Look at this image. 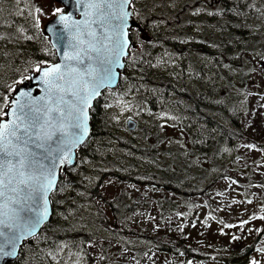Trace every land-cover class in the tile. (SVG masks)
Listing matches in <instances>:
<instances>
[{
	"label": "rangeland",
	"instance_id": "rangeland-1",
	"mask_svg": "<svg viewBox=\"0 0 264 264\" xmlns=\"http://www.w3.org/2000/svg\"><path fill=\"white\" fill-rule=\"evenodd\" d=\"M146 1L149 5H146ZM181 1L183 0H138V5L146 8L145 11H140V21L146 26L141 35L134 33L138 40L136 42L140 44L133 45L129 57L141 54L143 43L149 41L150 33L160 34L162 31L172 30V27L167 26L166 20L158 15L163 13L171 17ZM207 1L209 0H200L201 12L188 13L192 19L182 24L181 35L169 33V38L185 43L187 41L183 39L184 36L200 37L203 34L212 53L185 50L179 53L168 50L169 45L167 49L158 44L150 46V62L146 60L150 68L145 69L141 75L144 79L150 76L171 80L175 89L168 90L166 98H157L154 107H150L147 101L138 100V94L128 92L130 85L132 86L128 78L117 87L120 92L109 93V125L112 129L125 138L136 137L139 140L144 138L142 125L158 129L163 138L156 145L155 154H135L121 147L115 140L104 139L105 145L102 144V150L98 151L102 157L100 162L84 160L71 174L79 179L81 177L80 186L66 183L64 191L56 194L60 209L58 218L51 221L70 230H90L97 233L99 239L104 235L109 236L110 240L103 237L100 241H103L109 259L114 264H133L129 258L134 252L131 248H122L121 241L127 240L130 247H140L146 241L143 233L184 235L195 250L209 254L240 248L256 235L258 247L264 246V208L260 207L264 185V96L260 93H264V73H261L259 57L255 55L264 53V0H256L254 12L244 13V18L247 16L249 21L246 31L241 35L228 29L219 19L211 20V17L206 16L205 21L200 22L201 15L208 12ZM54 2L29 0L30 5L43 8V13L40 14L42 22L49 17ZM153 3L157 6L150 11L149 7ZM24 11L27 13L29 9L21 11L17 0H0V21H4L0 30L4 35L0 37L11 47L19 33V29L11 22L15 20V15L25 13ZM213 44L217 47H213ZM165 53L168 55L165 56ZM234 53L240 55L234 56ZM225 64L229 67H224ZM132 65V60L127 59L128 74L136 70ZM232 69L236 71L233 72ZM194 72H199L200 75H194ZM140 84L146 88V83L141 79ZM240 89L244 91L241 92ZM116 99L126 102L129 107L121 111L122 105L112 103ZM160 112L169 115L160 117ZM206 114L226 125H232L235 118L239 137L224 140L217 132H213V142L210 145L202 144L201 137L206 132L203 117ZM128 117L136 122L133 129L126 126ZM250 143L256 147L248 148ZM106 166H115L122 171L135 170L140 173V179L155 177L156 173L165 171L190 194L188 197H180L165 193L164 196H168L165 198L162 192L148 182H130L112 175H103L101 172ZM226 176L232 177V180L224 179ZM97 181L100 182L99 196H91L85 189L94 186ZM116 199L127 200L133 206L132 213L125 217L124 224L115 221L110 214L108 202ZM61 200L64 202L59 203ZM97 208L107 217L109 227L120 231L118 236L100 223ZM68 209L72 211L69 212ZM191 209L193 214L191 218H187ZM209 212L212 215L205 219ZM257 212L261 213L260 217L254 215ZM192 220L197 223L192 224ZM240 220L245 221L243 226L237 223ZM116 225L119 227L116 228ZM256 227L262 231L256 232ZM221 228L223 232L218 231ZM113 235L118 239L114 240ZM37 241H40L45 256L44 260L38 261L44 262L43 264H66V260L75 258L74 255L69 257L72 246L67 243L63 252L56 253L59 259L47 254V250L55 251L59 247L58 241L70 242V239L57 240L53 246H45L43 237ZM90 250L99 251L96 247ZM251 258L264 264V252L258 249ZM92 259L97 257L92 256ZM160 259L164 264L180 262V259L171 261L161 255ZM189 260L192 264H203Z\"/></svg>",
	"mask_w": 264,
	"mask_h": 264
},
{
	"label": "snow or ice",
	"instance_id": "snow-or-ice-1",
	"mask_svg": "<svg viewBox=\"0 0 264 264\" xmlns=\"http://www.w3.org/2000/svg\"><path fill=\"white\" fill-rule=\"evenodd\" d=\"M17 2L21 11L29 9L27 15L34 21L37 31L44 26L51 34L48 44L54 50L56 61L45 59L31 64V68L39 73L35 79L43 87L40 95L19 87V81L24 79L20 75L15 77V81H10L11 87L0 95V259L16 256L21 241L35 235L49 219V202L57 192L64 191L67 183L58 178L61 168L73 164L74 150L89 135L93 98L99 96L102 89L115 85L118 75H123L118 69L123 67L122 57L126 50L132 47V20L142 19L140 11L145 7L138 5V0H55L48 14L49 21L42 24V7L30 5L29 0ZM156 6L151 4L149 10ZM201 10L200 7L192 9L194 13ZM207 11L211 14L213 10ZM24 30L19 27L20 33ZM183 39L199 40V37L186 35ZM212 46L217 47L215 44ZM40 51L47 53L48 48L42 47ZM233 55L239 56L240 53ZM255 55L264 62V53ZM128 59L132 60V57ZM224 67L229 66L225 64ZM260 71L264 73V68ZM193 74L200 75L199 72ZM14 89H18L14 92L15 98L9 95ZM260 95L264 96V93ZM112 103L122 105L121 111L129 107L119 99ZM167 115L166 112L159 113L160 117ZM247 147L255 148L256 145L250 143ZM70 170L76 171L75 168ZM224 179L232 180V177ZM260 207L264 208V205ZM211 215V212L207 213L205 219ZM254 215L260 217L261 213ZM191 223L196 224L197 221L192 220ZM237 223L243 226L245 221ZM218 231L223 232V228ZM255 231L261 232L262 229L256 227ZM66 243L72 246L69 257H75L66 260V264H113L105 256L103 245L99 251H90L96 245L94 234L80 241H58L59 247L55 251L47 250V254L59 259L56 253L63 252ZM258 251L264 252V246ZM92 256L97 259H92ZM129 259L134 264L135 257ZM187 264H192V261ZM248 264H261V261L250 258Z\"/></svg>",
	"mask_w": 264,
	"mask_h": 264
},
{
	"label": "trees",
	"instance_id": "trees-1",
	"mask_svg": "<svg viewBox=\"0 0 264 264\" xmlns=\"http://www.w3.org/2000/svg\"><path fill=\"white\" fill-rule=\"evenodd\" d=\"M199 4L200 0H183L181 1L179 7L174 9L173 15L171 17L168 15H163V13L158 15L160 18H164L166 20L167 26L169 28L172 27V30L168 29L166 31H162L160 34L158 32L150 33V37L148 39L149 41H144L143 49L140 51L141 54L145 55L146 57L144 58L140 53L134 56L132 58V63L135 65L136 70L132 72V74H128L127 71H125L123 75L120 76L119 84H122L126 78L131 80L130 84H132V86L130 85V90L128 92L138 94V100L147 101L150 107H154L155 100L157 98H166L167 92L169 90L168 80L164 78H151L150 76H147L144 79L141 75L145 69L150 68L148 67L150 66L148 63L150 62L148 57L150 46L158 44L160 47L167 49L168 45L174 44V48L177 52L187 48L189 52L204 51L205 53H212L209 45H207L204 41L203 34H201L199 40L193 39L187 41V45H183L181 42L171 41L169 38V33L182 34V24L192 19L188 13L193 12L192 9L199 7ZM207 4L209 5V9H212L213 11L211 14L208 12L202 14L200 17V22H204L206 16L211 17V20L219 19V21L228 29L241 35L246 31L249 21L247 16L244 18V13L255 11V7L250 8L249 5H255L256 0H209L207 1ZM146 5H149L147 4V1ZM216 9H220V11L217 12L215 11ZM142 10L145 11L146 8L143 7ZM14 18L15 20L11 23H13V25L18 29L19 27H23L25 30L23 33L19 32L16 35L14 45L12 47L7 43V41L2 40L0 37V95L5 93L8 87H11L10 81H15V77L17 75L26 78L29 72L33 71L31 68V64L33 62H39L45 59L54 61L56 59L53 54V49L48 44V37L43 33L42 26L40 27L39 31H37L34 27V21L31 20L26 12L15 15ZM143 26L146 25L143 24ZM1 28L2 23H0V30ZM133 29V33H136V28ZM231 34L233 33H228V35ZM132 38L134 42L138 41L135 39L133 34ZM42 47H47L48 52L44 53L40 51ZM146 60H148V62ZM24 69H28V71H24ZM140 79L144 82V84L146 83L145 89L143 88V85L140 84ZM21 81H19V83ZM117 92H120L119 88L105 90L101 96L95 100L94 105L90 110V136L78 148L77 163L74 167L70 168H76V166L82 163L81 161L84 160H91L92 162L99 163L102 157L99 156L98 151L102 150V144L103 146L105 145L104 139L115 140L120 144L121 147L135 154H140L142 156L155 154L154 152L156 151V145L163 138L158 129L150 128L149 125H142L141 128L143 130L144 138L139 140L136 137L125 138L113 130L111 125H109L110 100L108 96L109 93ZM9 95H11V93H9ZM113 97L114 96L112 95L111 98ZM106 104L107 107L105 106ZM203 118L206 121V132L203 133L201 137L202 144L210 145L211 142H213V132H217L219 137L223 138L224 140H232V138L236 139L239 137L238 127H235V125H238V122L235 118L232 125H226L223 122H219L209 114H206ZM70 168L66 169V175L61 173L60 181H66L69 184L80 186L79 182L82 181L80 180L81 177L80 179L76 175V177H73V175H71L73 171H71ZM101 173L103 175H112L118 179L130 182H148L150 185L155 186L158 191L162 192L163 196L165 193H171L180 197H188L190 194V192L187 191L185 187L180 185L177 180L172 179L171 175L165 171L156 173L155 177H149L147 179H140V173L135 172V170L122 171L120 168H116L115 166H106ZM99 185L100 182L97 181L94 186L85 190L91 196H99ZM56 194L51 199L53 206L52 219L58 218L57 213L60 209L57 205ZM164 197L167 198L168 196ZM123 200L116 199L110 200L108 202L111 216L115 219V221H120L121 224L125 223V217L131 214L133 210L132 204L127 200ZM261 200L262 205H264V185L261 193ZM97 214L100 223L104 227L115 232L116 236H118V232L120 231L109 227V221L100 208H97ZM192 214L193 210L191 209L189 210L187 218H191ZM51 220L44 225L42 230L37 235L29 238L28 241L23 246H21L17 258L10 264H43L44 262L38 261V259L44 260L45 256L40 241H37L42 237L44 240V245L51 246L53 242L62 238L70 239L72 241H80L89 238L92 234L96 236L95 247L100 250V246L103 245L104 254L109 259L107 248L105 247L103 241H100L99 235L97 233H92L82 229L70 230L66 227L63 228L59 226L57 223H53ZM117 227L119 226L116 225V228ZM143 236L146 241L143 242L140 247H130L127 240L121 241L122 248L128 247L134 252L132 254V257H135L134 264H164L165 262L160 259V255L168 257L171 261L181 257L182 259L179 264H186L187 260L189 259H195L196 261L202 262L203 264H248V260L252 257L253 252L259 248L257 245L258 235H256L252 241L246 243L240 248L224 250L216 254L200 253L187 242L184 235L170 236L165 234L143 233ZM103 237L110 240L109 236L104 235ZM112 237L114 240L118 239L115 238L114 235ZM47 263L50 264L49 262Z\"/></svg>",
	"mask_w": 264,
	"mask_h": 264
},
{
	"label": "water",
	"instance_id": "water-1",
	"mask_svg": "<svg viewBox=\"0 0 264 264\" xmlns=\"http://www.w3.org/2000/svg\"><path fill=\"white\" fill-rule=\"evenodd\" d=\"M49 19H50V17H48L46 20H44V22L42 23V24H46L48 21H49ZM134 26H139V23L133 18V20H132V27H134ZM42 28H43V32H44V34L49 38V40L52 38L51 37V34L50 33H48L47 32V29H46V27H44V26H42ZM131 44H133V42H132V40H131ZM128 55V49L126 50V54H125V56L124 57H122V59L124 60V58L126 57ZM56 61V60H55ZM55 61H53V62H55ZM259 64L262 66V68H264V62H262V61H259ZM124 70H125V60H124V64H123V67L122 68H120V69H118V71H122L123 73H124ZM39 73H37L36 71H31L30 73H29V75H28V77L27 78H25L20 84H19V87H23V88H26V89H30L31 90V92H32V94L33 95H40L42 92H43V87L41 86V82H39V81H37L36 79H35V76L36 75H38ZM119 77H120V75H118V77H117V82H116V84L115 85H112V86H110V87H106V88H104V89H102L101 90V94H102V91H104L105 89H113V88H115L116 86H117V84H118V82H119ZM18 89H14L13 90V93H12V97L13 98H15V96H14V92L15 91H17ZM100 94V95H101ZM99 95V96H100ZM99 96H97V97H94L93 98V103L91 104V106H90V109H91V107L93 106V104H94V101L99 97ZM131 125H136V123H135V121L133 120V119H131V120H127L126 121V126L128 127V129H133L134 127H132ZM90 132H91V125H90V113H89V135H88V137L90 136ZM87 137V138H88ZM86 138V139H87ZM83 144V143H82ZM82 144H80V145H82ZM80 145H78L77 146V148L74 150V152H73V164L71 165V166H73L75 163H76V161H77V149H78V147L80 146ZM71 166H62V168H61V171L62 170H64V169H66V168H68V167H71ZM59 176H60V173H59V175H58V178H59ZM51 215H52V205H51V201L49 202V219H50V217H51ZM48 219V220H49ZM47 220V221H48ZM46 221V222H47ZM45 222V223H46ZM44 223V224H45ZM43 224V225H44ZM43 225L37 230V233L39 232V230L43 227ZM36 233V234H37ZM35 234V235H36ZM34 236V235H33ZM30 237H32V236H29V237H26L24 240H22L21 241V243L17 246V254H18V252H19V248H20V246L28 239V238H30ZM17 256V255H16ZM16 256H13V257H7V258H4V259H0V264H8V263H10L11 261H13V260H15V258H16Z\"/></svg>",
	"mask_w": 264,
	"mask_h": 264
},
{
	"label": "flooded vegetation",
	"instance_id": "flooded-vegetation-1",
	"mask_svg": "<svg viewBox=\"0 0 264 264\" xmlns=\"http://www.w3.org/2000/svg\"><path fill=\"white\" fill-rule=\"evenodd\" d=\"M171 41H173L172 39H171ZM175 42V41H174ZM183 45H187V43L185 42V43H182ZM168 50H170L171 52H174V50H175V48H174V44L173 45H169V48H168ZM183 50H185V51H188L189 52V50L187 49V48H184ZM180 51L179 53H182V52H184V51ZM176 51V50H175ZM205 53V52H204ZM169 82V90H170V88H174V86H173V83L171 82V80L170 81H168ZM175 89V88H174Z\"/></svg>",
	"mask_w": 264,
	"mask_h": 264
}]
</instances>
